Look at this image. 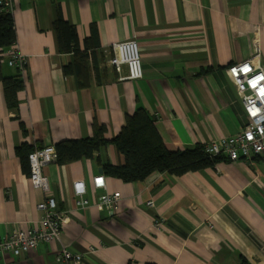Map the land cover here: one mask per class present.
Instances as JSON below:
<instances>
[{"label": "crops", "instance_id": "obj_1", "mask_svg": "<svg viewBox=\"0 0 264 264\" xmlns=\"http://www.w3.org/2000/svg\"><path fill=\"white\" fill-rule=\"evenodd\" d=\"M58 12L88 54L85 87L62 71L72 55L56 47ZM12 16L25 63L9 65L0 52L1 76L23 82L9 108L0 80V233L37 226L36 204L47 194L66 216L58 240L0 255V264H56L60 248L84 253L92 245L82 264H264V154L123 182L99 172L102 162L124 161L107 143L92 158L44 166L49 193L32 186L16 154L23 143L54 146L99 126L110 140L138 108L170 150L240 131L243 106L227 66L251 60L264 67V0H18ZM129 38L138 41L142 77L119 80L109 44ZM100 173L105 189L92 184ZM75 180L85 183V206L77 204ZM106 191L120 193L113 208L98 204Z\"/></svg>", "mask_w": 264, "mask_h": 264}, {"label": "built area", "instance_id": "obj_2", "mask_svg": "<svg viewBox=\"0 0 264 264\" xmlns=\"http://www.w3.org/2000/svg\"><path fill=\"white\" fill-rule=\"evenodd\" d=\"M18 0H0V10L14 11ZM255 49L258 51L257 41ZM111 56L110 64L118 72L119 80H133L142 77L140 64V51L138 41L129 38L121 41H113L109 44ZM7 63L23 68L25 56L12 47ZM125 67L126 72L122 73ZM227 72L232 79L237 92L240 95L245 122L241 130L203 144L204 152L209 156H223L230 160L251 159L264 154V67L254 64L251 60L231 63L227 66ZM56 160V150L53 145H45L32 149L27 155L29 166L28 179L32 186L49 193V185L46 176L43 175V167ZM95 188H106L105 177L97 174L92 178ZM73 192L77 197V204L85 206L88 201L84 198L86 186L83 180H75L72 184ZM120 200L118 191H106L98 197V204L113 208ZM153 205L152 200L146 202ZM41 211V218L37 226L16 227L6 234L0 233V255L11 254L15 257L36 249L41 242H52L60 238L65 214L58 210L55 198L47 194L43 200L36 204ZM156 226L161 222L155 220ZM95 251V247L87 246L84 253ZM83 252H72L65 247L60 248L55 255L56 264H82Z\"/></svg>", "mask_w": 264, "mask_h": 264}, {"label": "trees", "instance_id": "obj_3", "mask_svg": "<svg viewBox=\"0 0 264 264\" xmlns=\"http://www.w3.org/2000/svg\"><path fill=\"white\" fill-rule=\"evenodd\" d=\"M56 37V47L59 52L70 53L71 62L63 66L64 74H74L79 87L88 85L87 75L88 54L80 49L75 26L65 20L58 12L51 23ZM91 31L96 33L95 28ZM16 43V29L10 12L0 10V52L7 54ZM87 46V42L85 41ZM85 46V47H86ZM4 98L9 108L17 105V92L22 89L23 82L19 78H6L0 74ZM104 127L99 126L90 137L80 139H65L54 144L56 163L62 165L83 158H92L95 152L111 143L124 158L122 164L102 162L105 175L116 177L123 182L143 181L154 172H168L179 176L196 171L207 166H213L223 159V156H209L203 150V145H195L185 149H168L156 129L154 119L144 109L138 108L131 115L123 118L121 129L110 140L104 138ZM32 147L26 143L16 147V154L21 161L22 169L29 174L27 155ZM99 162V159L97 160ZM242 264H247L242 259Z\"/></svg>", "mask_w": 264, "mask_h": 264}, {"label": "water", "instance_id": "obj_4", "mask_svg": "<svg viewBox=\"0 0 264 264\" xmlns=\"http://www.w3.org/2000/svg\"><path fill=\"white\" fill-rule=\"evenodd\" d=\"M99 172H102V168H99Z\"/></svg>", "mask_w": 264, "mask_h": 264}]
</instances>
